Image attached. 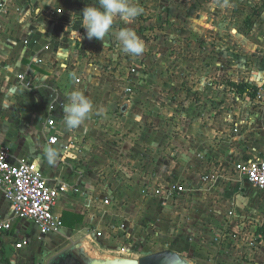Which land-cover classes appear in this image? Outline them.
I'll list each match as a JSON object with an SVG mask.
<instances>
[{
	"label": "rangeland",
	"instance_id": "1",
	"mask_svg": "<svg viewBox=\"0 0 264 264\" xmlns=\"http://www.w3.org/2000/svg\"><path fill=\"white\" fill-rule=\"evenodd\" d=\"M146 3L143 9L151 21L144 24L146 34L138 36L145 44L143 54L124 52L126 62L119 68L110 58L92 59L96 66L106 63V72L115 80L117 75L118 87L127 81L132 86L127 93L136 94L132 107L125 104V113L116 112L111 124L115 130L105 127L106 134L99 137L103 147L119 149V155L112 154V172L125 177L120 201L133 207L132 216L141 223L130 224L141 228V239L125 254L143 257L178 243L187 247L186 256L195 264H264V242L257 238L261 229L264 239V193L239 174L237 166L246 158L236 152L229 157L234 148L229 137L240 135L244 140L248 129L242 126L229 132L224 126L233 123L227 111L235 105L229 71L240 63L251 71L257 61L264 72V50L259 51L262 54L246 50L247 40L250 47L264 48V0ZM172 8L184 15V21L176 23ZM188 24L202 31L194 38L175 35L177 25L187 29ZM108 38L100 42L99 52L109 46ZM133 67L138 70L131 71ZM129 110L132 115L142 114V130L134 128L135 115L120 120ZM219 121L224 124L221 129ZM204 127L212 129L211 135L203 137ZM247 185L252 191L248 195L244 194ZM236 209H242V215ZM149 228L155 235L149 234ZM60 242L58 247L43 244L32 264H48L79 243Z\"/></svg>",
	"mask_w": 264,
	"mask_h": 264
},
{
	"label": "crops",
	"instance_id": "2",
	"mask_svg": "<svg viewBox=\"0 0 264 264\" xmlns=\"http://www.w3.org/2000/svg\"><path fill=\"white\" fill-rule=\"evenodd\" d=\"M147 1L149 0H134V3L143 9ZM255 1L236 0L249 4ZM8 2L9 13L0 17V149L11 147L15 163L23 160L35 163L49 183L66 185L69 191L61 194L55 208V215L61 217L65 224L64 229L60 234L42 238L32 223L13 219L10 204L0 191V220L10 221L12 224L9 231L0 233V264H32L34 257H40L39 250L43 244L49 243L50 247H58L62 245L60 240L63 239L69 242L87 241L103 255L140 259L142 256L125 254L129 247L140 243L141 228L137 226L141 223H137L132 216L133 207L131 209V206L120 201L124 176L122 173L117 175L112 172L114 170L112 166L115 164L112 154L119 155V149L113 146L103 147L99 140L100 136L102 138L106 134L105 127L115 130L111 125L112 119L116 117L118 111H122V105L128 104L130 108L131 104L132 107L134 103L132 97L136 94L131 96L132 93H127L132 87L127 81L123 80L118 87L117 75L115 80L114 75L106 72L104 68L106 63L103 66L92 63L94 62L92 59H102L103 62L104 59L110 58L114 63L112 66L119 68L120 63L126 62L121 46L114 35L109 34V46L99 52V44L100 42L103 44L102 41L95 38L89 40L86 37L81 17L82 10L87 5L95 4L96 0H8ZM151 4L155 5L156 1ZM172 9V14L178 19L175 20L176 23L184 21V15H179L175 8ZM145 12L143 9L139 16L128 22L117 19L113 31L131 28L137 36L146 34L148 29L144 24L147 26L151 19ZM187 26L189 29L179 28L177 25L175 35L178 37L191 35L194 38L202 31L194 24ZM248 42L250 43V40H247V44L244 43L246 50L251 49L256 54L264 50L261 45L250 47ZM243 48L241 50H245ZM254 62L256 63L251 71L241 63L235 66L237 68L231 69L230 83L248 82L259 91L264 84V72L260 71L257 61ZM132 70L138 69L133 67ZM244 70L248 71L247 75H244ZM78 79H81L80 83L77 82ZM173 86H176V82ZM72 91L83 92L94 105L92 113L78 129H66L62 124L63 107L67 102V94ZM232 97L235 99V105L233 110L227 112L230 113L233 123L224 125L219 121L218 128L221 129L220 127L224 125L232 132L235 123L243 122V126L248 129L243 135L244 140L249 138L250 141L247 143L241 140L240 135L229 137L230 144L234 146L229 157L234 156L235 152L246 160L263 157L264 101L255 99L256 96L254 98L250 96V99L242 98L243 95L241 97L234 90ZM134 115L129 110L120 120H128V117ZM50 117L56 121L53 135L59 139V143L54 146L48 143L45 130ZM133 118L136 120L132 121L135 123L134 128L142 130V114ZM201 132L205 134L204 137L211 135L209 132L213 131L210 127H204ZM74 139L79 142L83 140L82 147ZM67 145L74 148L65 151ZM47 148L56 150L55 162H49L47 159L45 152ZM247 186L244 187L246 195L252 193L251 186ZM238 202L240 203V200ZM236 210L242 215V209ZM78 217L82 218V221L73 229L66 225L67 221L72 222ZM131 223L137 225L136 229L130 225ZM116 225L125 226L124 235L119 234L124 238L113 236L111 227ZM98 232H101L102 236H98ZM23 241H26L27 245L17 249L16 244ZM186 248L185 245L175 243L174 247L170 245L167 250L186 256L188 255Z\"/></svg>",
	"mask_w": 264,
	"mask_h": 264
},
{
	"label": "built area",
	"instance_id": "3",
	"mask_svg": "<svg viewBox=\"0 0 264 264\" xmlns=\"http://www.w3.org/2000/svg\"><path fill=\"white\" fill-rule=\"evenodd\" d=\"M8 13V0H0V17L2 14ZM77 82L80 83L81 79H78ZM249 93H254V90H248L245 96H240L250 99ZM255 99L264 101V84L261 85ZM243 124V122L235 123V131L239 130ZM55 127L56 121L50 117L45 130L48 135V143L53 146L59 143L58 137L53 135ZM70 148L74 147L67 145L65 151L71 150ZM237 170L243 179L264 192V155L260 158L242 161L237 166ZM0 191L10 204L13 219L32 223L37 228L40 238L51 234H60L64 229L63 220L55 215V208L61 194L68 192L69 187L59 183H49L35 163L24 160L15 163L13 151L8 146L0 149ZM11 227L10 221L0 220V233L9 231ZM124 228V225L111 227L116 236L124 234ZM97 235L102 236V233L98 232ZM25 245L27 242L23 241L16 244V248L22 249Z\"/></svg>",
	"mask_w": 264,
	"mask_h": 264
},
{
	"label": "clouds",
	"instance_id": "4",
	"mask_svg": "<svg viewBox=\"0 0 264 264\" xmlns=\"http://www.w3.org/2000/svg\"><path fill=\"white\" fill-rule=\"evenodd\" d=\"M143 9L134 0H96L95 4L87 5L82 10L83 28L86 37L91 40L103 41L112 34L126 54L140 56L145 51L144 41L131 28L113 31L117 19L128 22L142 13ZM93 102L81 91L67 94V102L63 107L62 124L66 129H78L93 111ZM49 162H55L57 152L53 148L45 150ZM240 198H238L239 201Z\"/></svg>",
	"mask_w": 264,
	"mask_h": 264
},
{
	"label": "water",
	"instance_id": "5",
	"mask_svg": "<svg viewBox=\"0 0 264 264\" xmlns=\"http://www.w3.org/2000/svg\"><path fill=\"white\" fill-rule=\"evenodd\" d=\"M126 109L127 106H124L122 111L126 112ZM148 232L155 235L152 228H149ZM48 264H195V262L171 250H163L140 259L103 255L87 241H82L53 257Z\"/></svg>",
	"mask_w": 264,
	"mask_h": 264
},
{
	"label": "trees",
	"instance_id": "6",
	"mask_svg": "<svg viewBox=\"0 0 264 264\" xmlns=\"http://www.w3.org/2000/svg\"><path fill=\"white\" fill-rule=\"evenodd\" d=\"M230 87H232V90H234V91H237V93L239 94V95H244L245 93H247L248 92V90H254V93H249L250 94V96H252V98H254L255 96H256V94H257V92H258V89L256 88V87H254V86H252L251 84H249L248 82H243V83H240V84H235V83H230ZM80 221H82V218H80V217H78V218H76L75 220H73L72 222H69V221H67L66 222V225L69 227V228H71V229H73L74 228V226L77 224V223H79ZM64 223V222H63ZM65 225V224H64ZM260 232V233H259ZM258 239H259V241H262V239H263V237H261L262 236V234H261V229L258 231ZM264 240V239H263Z\"/></svg>",
	"mask_w": 264,
	"mask_h": 264
}]
</instances>
